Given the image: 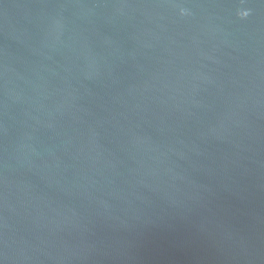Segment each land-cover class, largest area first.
Returning <instances> with one entry per match:
<instances>
[{
  "label": "water",
  "instance_id": "water-1",
  "mask_svg": "<svg viewBox=\"0 0 264 264\" xmlns=\"http://www.w3.org/2000/svg\"><path fill=\"white\" fill-rule=\"evenodd\" d=\"M0 264H264V0H0Z\"/></svg>",
  "mask_w": 264,
  "mask_h": 264
},
{
  "label": "clouds",
  "instance_id": "clouds-1",
  "mask_svg": "<svg viewBox=\"0 0 264 264\" xmlns=\"http://www.w3.org/2000/svg\"><path fill=\"white\" fill-rule=\"evenodd\" d=\"M243 15H244V16H247V15H248V13H247V12H244V13H243Z\"/></svg>",
  "mask_w": 264,
  "mask_h": 264
}]
</instances>
